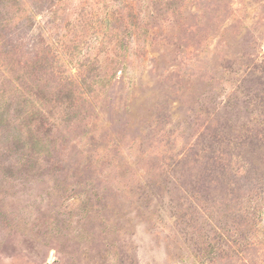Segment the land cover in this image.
I'll return each mask as SVG.
<instances>
[{
    "label": "rangeland",
    "instance_id": "rangeland-1",
    "mask_svg": "<svg viewBox=\"0 0 264 264\" xmlns=\"http://www.w3.org/2000/svg\"><path fill=\"white\" fill-rule=\"evenodd\" d=\"M0 264H264V0H0Z\"/></svg>",
    "mask_w": 264,
    "mask_h": 264
}]
</instances>
